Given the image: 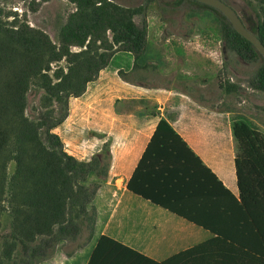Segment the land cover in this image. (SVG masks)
<instances>
[{"label": "trees", "instance_id": "trees-1", "mask_svg": "<svg viewBox=\"0 0 264 264\" xmlns=\"http://www.w3.org/2000/svg\"><path fill=\"white\" fill-rule=\"evenodd\" d=\"M68 1L75 4V10L59 28L57 42L44 30L18 19L16 12L0 7V232L4 216H9L11 227L2 234L0 264H41L60 244L78 240L86 228L92 233L96 222L93 201L108 175L109 149L105 145L91 160H80L66 151L56 129L67 118L71 97L83 95L102 70L133 69L148 45L146 11L151 0L139 6L116 0ZM194 1L219 15L229 51L248 62L263 57L219 9ZM246 1L254 9L255 28L241 18L264 43V0ZM250 84L264 92V62ZM32 87L43 90L34 116L27 112ZM233 87L225 90H237ZM233 131L238 197L208 168L207 177L195 175L185 181L177 176L184 170L177 166L183 157L175 142L200 165L201 161L166 121L159 123L135 174L139 175L158 146L155 163L161 168L152 173L160 177L166 196L189 187L195 190L191 196H211L210 204L201 206L205 208L202 217L197 210H178L153 198L214 235L186 251L264 252V133L243 118H236ZM205 186L212 187V192L207 193ZM104 248L130 251L107 235L100 237L95 251Z\"/></svg>", "mask_w": 264, "mask_h": 264}, {"label": "crops", "instance_id": "crops-1", "mask_svg": "<svg viewBox=\"0 0 264 264\" xmlns=\"http://www.w3.org/2000/svg\"><path fill=\"white\" fill-rule=\"evenodd\" d=\"M169 41L160 40L158 45L167 46ZM163 52L167 56L168 50ZM189 52L172 50L176 64L171 71H149L139 63L123 72L102 70L83 95L70 98L67 118L56 129L66 151L88 161L107 145L110 165L93 201L96 222L92 233L66 243L41 264H264L263 251H186L214 235L156 201L178 210H197L202 217L205 208L201 206L209 205L212 198L191 196L195 190L190 187L174 189L166 196L160 177L152 173L161 168L155 163L158 146L135 176L159 123L166 121L201 161L200 165L175 142L183 157L177 162L184 170L178 177L185 181L195 175L207 177L208 168L234 195L240 194L233 131L236 117L232 110L206 106L196 96L194 89L212 88L205 77L194 86L193 74L184 70ZM205 190L211 193L212 187L205 186ZM103 235L122 242L130 251H95Z\"/></svg>", "mask_w": 264, "mask_h": 264}, {"label": "rangeland", "instance_id": "rangeland-1", "mask_svg": "<svg viewBox=\"0 0 264 264\" xmlns=\"http://www.w3.org/2000/svg\"><path fill=\"white\" fill-rule=\"evenodd\" d=\"M116 1L125 6L147 3V0ZM224 1L239 13L249 27L255 28L254 9L246 0ZM0 7L6 12H16L18 19L27 20L30 26L44 30L55 42L58 40L59 28L68 14L75 10V4L68 0H0ZM146 13L149 45L139 59V65L149 71H157L158 68L160 71L165 68L171 71L176 64L172 62V50L190 51L191 58L184 64V70L193 74L196 79L194 86H198L202 77H205L212 88L194 89L196 96L206 106L232 110L234 117L249 120L264 133V92L250 84V79L264 62V57L248 62L237 53L229 51L222 37L219 15L194 0H151ZM141 19L142 16H137L138 22ZM167 39L170 40L167 46L158 45L160 40ZM74 50H78V47H74ZM163 50H168L167 56ZM61 65H65V61ZM231 85L234 87L230 89L237 90L226 91ZM42 93L43 90L37 87L30 89L27 109L30 116L36 115ZM10 229V218L4 216L0 232V255L2 234ZM88 232L89 229L86 228L80 237ZM66 243L68 242L60 244L55 251L65 247Z\"/></svg>", "mask_w": 264, "mask_h": 264}, {"label": "water", "instance_id": "water-1", "mask_svg": "<svg viewBox=\"0 0 264 264\" xmlns=\"http://www.w3.org/2000/svg\"><path fill=\"white\" fill-rule=\"evenodd\" d=\"M199 2L211 5L219 9L232 23L233 27L237 32H239L243 37L249 40L258 49L261 55L264 57V43L258 37L256 33L251 31L242 20L239 13L224 0H197Z\"/></svg>", "mask_w": 264, "mask_h": 264}, {"label": "built area", "instance_id": "built-area-1", "mask_svg": "<svg viewBox=\"0 0 264 264\" xmlns=\"http://www.w3.org/2000/svg\"><path fill=\"white\" fill-rule=\"evenodd\" d=\"M76 48V47H75Z\"/></svg>", "mask_w": 264, "mask_h": 264}]
</instances>
